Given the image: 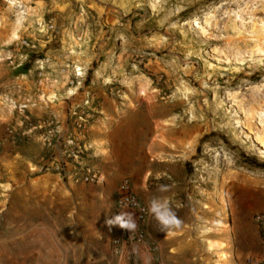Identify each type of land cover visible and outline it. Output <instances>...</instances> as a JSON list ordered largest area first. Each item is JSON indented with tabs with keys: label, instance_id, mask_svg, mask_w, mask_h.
I'll list each match as a JSON object with an SVG mask.
<instances>
[{
	"label": "rangeland",
	"instance_id": "obj_1",
	"mask_svg": "<svg viewBox=\"0 0 264 264\" xmlns=\"http://www.w3.org/2000/svg\"><path fill=\"white\" fill-rule=\"evenodd\" d=\"M30 54L43 58L19 73ZM63 77L93 97L95 119L99 91L129 112L122 179L146 209L161 196L184 221L168 236L148 212L160 264L260 259L250 199L264 169L246 159L264 163V0H0V264L110 255L120 179L75 182L21 126L24 97L51 82L55 101Z\"/></svg>",
	"mask_w": 264,
	"mask_h": 264
},
{
	"label": "built area",
	"instance_id": "obj_2",
	"mask_svg": "<svg viewBox=\"0 0 264 264\" xmlns=\"http://www.w3.org/2000/svg\"><path fill=\"white\" fill-rule=\"evenodd\" d=\"M93 102V97L87 93L81 104L68 109L66 120L69 128L63 134L59 132L53 117L33 119L27 113L26 105L20 108L23 113L21 126L24 134H34L47 149L56 150L55 171L64 173L67 166L74 165L76 172L72 176L75 182L80 183H94L99 178V171L86 163L89 158L86 135L95 119L93 114H100L99 105ZM122 210L135 213L138 229L128 233L119 226L116 227L110 239L113 256L119 260L127 248L143 247L151 255L153 262L160 264L155 256L157 244L147 233L148 211L127 178L120 181L115 193V212L119 214ZM252 221L257 228L262 249L260 259L252 264H264V212H255ZM102 264L114 263L107 260ZM131 264L137 263L133 261Z\"/></svg>",
	"mask_w": 264,
	"mask_h": 264
},
{
	"label": "crops",
	"instance_id": "obj_3",
	"mask_svg": "<svg viewBox=\"0 0 264 264\" xmlns=\"http://www.w3.org/2000/svg\"><path fill=\"white\" fill-rule=\"evenodd\" d=\"M61 79V86L63 89L55 94V101H52L51 95H48L52 84L47 85L41 81L37 87V92L33 95L24 97V102L28 103V113L33 118H40L43 115H51L55 118L58 124V130L63 134L68 130L66 120L67 109L71 105H77L81 102L83 91L81 82L77 85L69 82L68 78ZM54 84L52 85V87ZM54 96V94H53ZM97 97L100 99L101 116L96 118L89 127L87 134V143L90 147L91 159L87 162L99 171V178L104 180H118L123 178V175L131 170L124 168L126 165L123 157L127 154L128 164H131V134L132 123L129 120V112L123 113L117 102L108 97L104 92L99 91ZM184 137L186 134L184 133ZM37 142L36 140H33ZM164 174V173H163ZM116 184V189L120 183ZM116 189L114 195L116 193ZM255 212H264V184L263 192L255 193L250 199ZM114 211H115V196H114ZM118 215L115 213V216ZM117 226H113V232ZM112 232V233H113ZM112 236V234H111ZM111 261L114 264H131L135 261L137 264H149L150 254L143 247L127 248L121 259L113 256L110 244V255L107 258L95 261L94 264H102L104 261Z\"/></svg>",
	"mask_w": 264,
	"mask_h": 264
},
{
	"label": "clouds",
	"instance_id": "obj_4",
	"mask_svg": "<svg viewBox=\"0 0 264 264\" xmlns=\"http://www.w3.org/2000/svg\"><path fill=\"white\" fill-rule=\"evenodd\" d=\"M169 186L161 184L157 191L160 193L168 192ZM147 211L160 226V230L165 235H176L184 227V221L172 209L168 200L161 196H154L148 201ZM111 229L112 226H119L128 233L135 232L138 229V223L134 212L122 210L118 215L105 221Z\"/></svg>",
	"mask_w": 264,
	"mask_h": 264
},
{
	"label": "trees",
	"instance_id": "obj_5",
	"mask_svg": "<svg viewBox=\"0 0 264 264\" xmlns=\"http://www.w3.org/2000/svg\"><path fill=\"white\" fill-rule=\"evenodd\" d=\"M43 55L42 54H30L28 61H26L23 65H21L17 71L19 73H26L30 70V68L32 67L33 63L36 60L42 59ZM88 81V79H86V82ZM197 150H199V147L197 148ZM248 161H246V164L252 168H263L264 169V163L263 164H257L254 160H250V159H246Z\"/></svg>",
	"mask_w": 264,
	"mask_h": 264
},
{
	"label": "bare ground",
	"instance_id": "obj_6",
	"mask_svg": "<svg viewBox=\"0 0 264 264\" xmlns=\"http://www.w3.org/2000/svg\"><path fill=\"white\" fill-rule=\"evenodd\" d=\"M238 121V120H237ZM239 124V123H238ZM237 125V124H236ZM240 126V125H239Z\"/></svg>",
	"mask_w": 264,
	"mask_h": 264
}]
</instances>
